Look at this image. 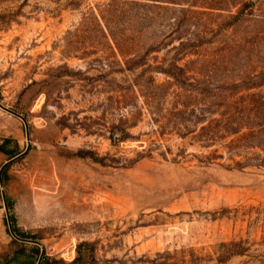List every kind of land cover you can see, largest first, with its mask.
I'll list each match as a JSON object with an SVG mask.
<instances>
[{"label": "rangeland", "instance_id": "rangeland-1", "mask_svg": "<svg viewBox=\"0 0 264 264\" xmlns=\"http://www.w3.org/2000/svg\"><path fill=\"white\" fill-rule=\"evenodd\" d=\"M107 1L0 0V104L21 114L30 132L20 155L28 145L29 152L8 170L11 212L0 200V255L25 249L24 257L38 264L41 254L32 253L38 247L46 255L40 264H264V167L209 163L213 149L171 129L163 134L170 118L155 105L113 92L110 80L133 84L142 69L112 72L114 55L102 40L79 48L70 35ZM251 1L253 22L236 36L255 34L254 47L245 54L235 49L233 75L264 69V0ZM237 9L213 12L210 21L221 23ZM219 53L216 47L206 55ZM170 57L154 54L150 64L166 65ZM80 150L107 165L69 159ZM11 216L40 245L12 234ZM84 243L90 245L76 261ZM224 243H241L247 253L221 263L224 252L240 249Z\"/></svg>", "mask_w": 264, "mask_h": 264}, {"label": "trees", "instance_id": "trees-1", "mask_svg": "<svg viewBox=\"0 0 264 264\" xmlns=\"http://www.w3.org/2000/svg\"><path fill=\"white\" fill-rule=\"evenodd\" d=\"M236 8L237 12L229 13L223 22L210 21L216 16L213 12H231L229 9ZM254 12L251 0H238L228 5L198 4L193 0H108L84 15L70 35L77 40L79 48L97 38L102 40L114 55L109 66L112 72L142 69L133 84L126 86L114 80L109 83L114 85L113 92L123 98H143L149 107H157V113L168 116L169 126L164 125L163 134L171 129L181 139L191 137L203 149H213L206 157L209 163L226 160V167L230 170L262 168L264 69L256 74L244 68L241 74H232L235 49H238L237 54H245L251 53L250 49L254 47V44L249 45L255 34L252 37L236 36L243 29H250L248 26L253 22ZM216 47L220 49L217 58L215 54L206 55ZM164 51L171 54L167 64L152 66L150 57ZM154 74L165 76L167 82H157ZM169 85L175 89H170ZM132 103L131 100L129 103L124 101L123 108L132 106ZM165 104H170V108L165 110ZM128 137L124 136L122 140ZM11 146L14 148L8 150L7 147ZM20 151L11 140H4L0 145V152L8 155L10 160L18 157ZM68 157L91 159L107 165L91 151L80 150ZM12 165L13 162L5 165L1 175L9 212L13 205L7 192L11 180L8 170ZM11 223L18 239L39 244L34 235L23 233L16 227L12 216ZM13 243L25 247L18 240ZM88 245L78 246L76 261L82 260L83 248ZM222 246L240 249L224 252L221 258L224 260H219L221 263L247 253L241 243H224ZM32 253L40 255L41 251L37 247ZM27 255L25 249L17 250L10 257L1 254L0 264H10L17 256Z\"/></svg>", "mask_w": 264, "mask_h": 264}, {"label": "crops", "instance_id": "crops-1", "mask_svg": "<svg viewBox=\"0 0 264 264\" xmlns=\"http://www.w3.org/2000/svg\"><path fill=\"white\" fill-rule=\"evenodd\" d=\"M25 137L26 127L24 122L19 117L11 115L0 108V145L4 140H11L15 145H17L19 150H22L24 147ZM13 148V146L7 147L8 150ZM9 161H11L9 156L3 152H0V171ZM11 174L12 172H10L9 175ZM0 211H2L1 208ZM10 264H35V260L34 256H18Z\"/></svg>", "mask_w": 264, "mask_h": 264}, {"label": "water", "instance_id": "water-1", "mask_svg": "<svg viewBox=\"0 0 264 264\" xmlns=\"http://www.w3.org/2000/svg\"><path fill=\"white\" fill-rule=\"evenodd\" d=\"M0 108L3 109V110H5V111L8 112V113L14 115V116L19 117V118L24 122L25 127H26L27 140L29 141V139H30V132H29V127H28V123H27V121H26L21 115H17V114H15L14 112H12V111L6 109V108H5L4 106H2L1 104H0ZM29 149H30V145L27 146V149H26V151H25L23 154H21L20 156L16 157L15 159H18V158L22 157L23 155H25L26 153H28V152H29ZM15 159H13V160H15ZM13 160L9 161L8 163L12 162ZM8 163H7V164H8ZM7 164H6V165H7ZM4 167H5V166H4ZM4 167H3V168L1 169V171H0V187H1V191H2L3 200H4V202H5V208H6V210H7L6 201H5V194H4V188H3V183H2V179H1L2 171H3ZM7 217H8V221H9L8 212H7ZM11 233L13 234V231H12V230H11ZM43 255H44V250H42V252H41V256H40V259H39L38 264H40Z\"/></svg>", "mask_w": 264, "mask_h": 264}]
</instances>
